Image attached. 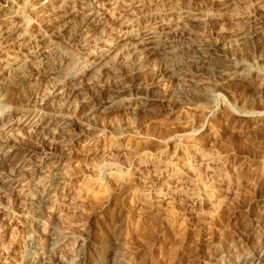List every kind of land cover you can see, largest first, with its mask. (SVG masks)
I'll list each match as a JSON object with an SVG mask.
<instances>
[{
    "label": "rangeland",
    "instance_id": "374dc122",
    "mask_svg": "<svg viewBox=\"0 0 264 264\" xmlns=\"http://www.w3.org/2000/svg\"><path fill=\"white\" fill-rule=\"evenodd\" d=\"M162 1H91L104 17L105 32L99 44L92 39L85 50L71 48V53L81 54L72 74L84 72L88 55L116 47L122 37L159 36L167 26L186 25L187 33L172 37L199 41L207 50L245 62L246 78L230 83L208 75L207 84L219 87L206 98L191 84L178 85L165 77L156 87V94H173L165 102L154 101L144 109L137 99H119L113 108L98 113L95 124L76 121L55 144L41 145L28 138L22 152L35 151L24 183L8 187L0 196V264H23L27 229L32 225L31 198L39 196L40 185L52 176L59 180L56 192L43 209L36 234L43 238L46 228H56L50 234L60 240L65 254L55 264H87L100 257L102 264H235L253 251H264V94L253 91L264 83V59L256 61L254 42L230 49L214 46L220 39L238 40L241 30L264 29V0ZM63 2L50 1L36 11L23 3L4 7L0 63L37 39L36 22L44 9ZM8 10L15 18H9ZM16 19L24 21L25 29L13 37L10 31ZM3 36L13 43H5ZM157 57L146 63L159 67ZM191 71L189 77L194 78L195 68ZM134 79L131 74L120 77L111 87ZM236 86L248 92L240 95ZM54 88L50 84L35 90L24 111L56 116L55 105L47 104ZM25 95L31 96L28 91ZM97 100L102 94L95 96ZM101 242L107 252L100 248Z\"/></svg>",
    "mask_w": 264,
    "mask_h": 264
},
{
    "label": "bare ground",
    "instance_id": "6f19581e",
    "mask_svg": "<svg viewBox=\"0 0 264 264\" xmlns=\"http://www.w3.org/2000/svg\"><path fill=\"white\" fill-rule=\"evenodd\" d=\"M50 1L55 0H0V19L6 17L2 16L3 12L1 14L4 7H15L14 4L23 3L26 4L25 7L28 10L36 11ZM91 1L93 0H87V2L64 0L63 4L59 6H48L45 9L42 7L44 9L43 15L36 22L40 28L39 37L29 44L27 43L16 54L7 57V60L0 63V107L2 108L0 113V196L5 194L8 187L17 188L23 180L28 161L35 151V149L27 148V151L22 152L24 143L28 138L36 139L38 144L41 145L61 141V134L70 131L72 128L74 129L73 126L76 121L79 120L83 125L95 124L98 113L113 108L115 101L119 99H137L139 108L151 106L154 101H159V104L165 102L173 95L171 92L163 95L158 94V92L156 94V87L165 77L175 80L178 85L189 83L198 91H203L207 95L206 98H209L218 89L219 85L209 86L205 81L207 77L209 78L208 75H219L225 82L231 81L230 83H233L235 81L237 83V81L245 79L249 72L248 65L234 58V56L220 52L215 53V50L213 52L210 49L207 50L203 48L202 43L199 41L194 40L188 43L178 41L177 36L178 40L175 37L173 38L172 35L175 33L183 34L190 30L184 25L178 28L167 26V30L159 36L146 33L139 38L122 37L116 43V47L106 46L97 53L93 54L92 52L93 55L85 56L84 72L72 74L71 69L78 63L81 54L71 53V48L76 47L79 51L85 50L92 39L99 44L105 32L104 17L102 13L92 7ZM12 12H7L8 15L10 13L9 18H15ZM83 12L86 13L85 16H82ZM189 19L193 22H199L193 17H189ZM21 22L24 23V21L16 22L12 31H10L13 37L15 33L22 30L24 25ZM194 25L197 26V24ZM198 25H200V22ZM193 26L192 29H194ZM237 34L239 35L238 40L220 39L214 45L215 48L226 46L234 48L238 47L240 43L254 42L255 48H258L256 61H263L264 29L241 30ZM16 36L19 38L20 34ZM194 37L196 36L194 35ZM181 38H183L182 35ZM3 39L9 45L14 40L7 39V36H3ZM229 47L228 49H230ZM155 55L159 57V67L146 63L148 59ZM193 68H195L196 74L192 73L194 78H190L189 74ZM129 74L135 76L133 82L131 81L132 83L116 88H114L115 85L111 87L114 81L120 77L129 76ZM148 74L151 75L150 78L145 77ZM187 76L190 78L188 81ZM50 84L55 88L53 93L47 97L48 99L52 98L47 104L55 105L53 111L56 116H40L38 113L25 112L24 109L32 101L34 91L43 87V85ZM236 90L240 95L248 92V90H241L237 86ZM25 91H28L31 96L27 97ZM253 91L257 94H264V83ZM97 94H102V100L95 101ZM66 112L68 114H65ZM63 114L64 116L60 117ZM56 171L60 172L59 169ZM57 179L52 176L47 178L44 183L41 182L43 185H40L42 189L39 196L31 198L33 205L32 211L30 210L32 225L29 227L30 229H27V231L29 230L28 243L25 246L23 264H55V261H63L65 253L62 250V243L50 234V231L54 232L56 228L52 227L50 229L49 227L50 230L46 228V234L43 238L36 234V229L40 228L41 225L43 209L48 207V204L52 201H50V197L56 192V185L59 181ZM99 246L104 250L108 249L103 242ZM106 250L105 252H107ZM247 255L239 258L235 264H264V251L257 250ZM221 257L219 256L218 259L221 260ZM80 258L84 259V254ZM102 261L100 257L98 260L89 261L87 264H102ZM76 264H81V262Z\"/></svg>",
    "mask_w": 264,
    "mask_h": 264
}]
</instances>
